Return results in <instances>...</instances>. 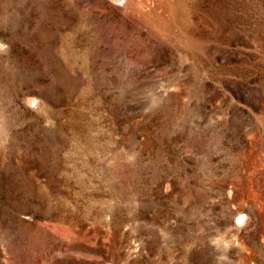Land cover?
<instances>
[{
    "label": "rangeland",
    "instance_id": "obj_1",
    "mask_svg": "<svg viewBox=\"0 0 264 264\" xmlns=\"http://www.w3.org/2000/svg\"><path fill=\"white\" fill-rule=\"evenodd\" d=\"M162 2L0 0V264H264V0Z\"/></svg>",
    "mask_w": 264,
    "mask_h": 264
},
{
    "label": "bare ground",
    "instance_id": "obj_2",
    "mask_svg": "<svg viewBox=\"0 0 264 264\" xmlns=\"http://www.w3.org/2000/svg\"><path fill=\"white\" fill-rule=\"evenodd\" d=\"M108 1H110L111 4L112 3L115 4L118 8H120L124 13L128 15H135V14L142 15V14H146L147 12H152V11L156 12L159 9H165L163 8L162 0H108ZM112 8H114V6ZM241 217L244 218L245 214L244 213L239 214L238 216L239 221H241L240 220Z\"/></svg>",
    "mask_w": 264,
    "mask_h": 264
},
{
    "label": "snow or ice",
    "instance_id": "obj_3",
    "mask_svg": "<svg viewBox=\"0 0 264 264\" xmlns=\"http://www.w3.org/2000/svg\"><path fill=\"white\" fill-rule=\"evenodd\" d=\"M243 219H244L243 217L240 218L241 221H242Z\"/></svg>",
    "mask_w": 264,
    "mask_h": 264
}]
</instances>
